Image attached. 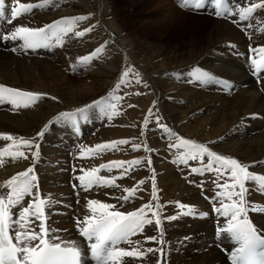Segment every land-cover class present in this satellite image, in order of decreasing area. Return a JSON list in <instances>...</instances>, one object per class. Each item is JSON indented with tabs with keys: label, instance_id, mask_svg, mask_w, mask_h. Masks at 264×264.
Wrapping results in <instances>:
<instances>
[{
	"label": "bare ground",
	"instance_id": "1",
	"mask_svg": "<svg viewBox=\"0 0 264 264\" xmlns=\"http://www.w3.org/2000/svg\"><path fill=\"white\" fill-rule=\"evenodd\" d=\"M12 2L13 0H6L5 16L0 17V36L1 31L4 30L7 34L14 27L21 25L43 27L61 18L74 16H89V19L77 22L73 32L60 38L62 44L57 43V37L50 36L49 42L52 46L48 48L24 49L20 46L23 41H0V84L46 94L27 108H14L7 101L0 105V133L27 139L35 138L31 148L10 149L25 152L26 159H12L7 154L3 156V163L0 164V193L10 191L4 187L5 181L16 173L33 167L38 178V187L33 189V192L39 198L49 201V204L45 205L46 219L43 223L51 235L76 246L84 245L79 236L77 218L83 220L85 215L90 214L85 208L88 200L93 198L116 204L121 211H132L151 202L153 208L145 211L146 217L152 219L153 224L145 225L143 233L130 237L133 241H139L140 245L130 246L121 242L117 247L126 250L138 247L142 252L149 247L162 248L163 264H230L218 248V243H226L230 247H234L235 243L229 234L221 232V229L227 227L228 218L215 210L221 206L216 193L225 189H220L213 183H224L230 173L223 176H217L214 171L192 173L193 167L206 166L209 158L205 155L203 160H189L184 164L179 162L178 156L186 149L170 145L178 144L181 138L191 139L205 144L219 155L251 165V172L264 174V71L253 77L251 61L261 57L260 53L250 51L264 47V32H259V29L264 28V23H261L264 21V9L258 8L246 20L249 24L256 25L247 30L235 26L230 18L221 19L216 16L217 20L206 21L208 27L202 30L199 38L195 32L188 31L177 35L181 36V40L176 36L165 39L162 38L164 33L170 31L172 35L179 31V28L185 27L186 20L181 21L180 17H187L189 14L170 0L167 3L168 9L163 11V14L160 13L159 19L139 24L138 29L147 27L157 30L154 40L148 42L131 29L128 31L134 20L131 23L128 11L120 8L115 0H54L52 5L33 9L31 13L24 14L9 24L6 21ZM20 2L39 3L40 0ZM261 2L262 0H252L250 3L247 0H233L239 9ZM214 7L216 11V6ZM185 8L194 10L191 6ZM98 14L104 18L108 27L115 30L118 42L112 40L111 36L108 37L106 29L100 25L102 23H97L98 17L100 18ZM198 19L204 20L202 17ZM85 28H92V31L82 37L75 35L76 31H83ZM109 33L111 34L110 31ZM246 35L252 36L254 41L250 43ZM249 43L252 46L247 49L239 47ZM118 44L128 51L135 72L139 73L140 82H136L134 75L135 78L129 76L128 79L133 83L121 84L117 89L115 85L120 81L124 70L121 67V59L124 57H121L125 53L119 49ZM101 45L104 46V51L100 55L105 57L102 63L107 58H111L112 63L107 66L95 61L98 66L95 67L92 78L85 75V78L74 79L76 61L95 50V46ZM234 46L236 47L233 48ZM237 46L242 50L237 49ZM222 47L224 51H230L225 54L227 58L219 55L218 50ZM200 67L215 71L213 92L194 89L196 80L193 72ZM84 79L91 83L85 82ZM191 82L194 84L190 85ZM132 91V96L127 97ZM101 95H105L106 100L127 97V105L122 101L125 106L135 102L138 106L136 113L128 106L122 119L115 121L116 125L130 126L129 128L101 132L99 127L91 126L88 117L90 109L77 113L74 119L49 124L61 112H75L76 109L85 108ZM155 96H158L163 107V113L158 114L161 118L159 124L153 118L154 115H149L148 125H139L144 120L143 115L148 109V104ZM120 107L122 108L121 105ZM141 107L146 108L141 112ZM151 112L154 114L155 108H152ZM45 125H49L46 130ZM161 125L171 129V134ZM41 130H44V135L37 137ZM121 139L129 140V143L116 145L110 150L94 149L97 144ZM12 143L0 139V148ZM134 143L140 144L141 147L133 150ZM36 144L39 145L38 158L32 155L37 151ZM89 148H93L96 154L90 155ZM142 157L145 159L141 160L139 165L125 164L120 168H112L111 171L101 169L99 176L106 179L115 177L118 187L93 186L88 190L91 191L89 196H82L81 205L76 207L73 195L78 196L79 191L84 190L77 179L85 174L82 169L91 170L111 161H131ZM213 167L216 165L213 164ZM125 169L128 171L125 172ZM153 179L158 200L152 198ZM141 180L145 181L143 185L138 184ZM70 181H73L72 187L69 185ZM134 187L137 191L130 203L116 199L128 195L123 189ZM246 187L249 189L246 201L256 206H264V192L259 190L258 183L246 182ZM223 202L230 201L224 198ZM31 203L33 197L26 196L22 201L24 206ZM156 203L162 205V208L156 209ZM179 204L192 206L194 213L183 214L187 212V208L181 209ZM19 208L20 206L12 208L14 219H19ZM156 212L160 213L161 225L155 224ZM202 213L205 215H201ZM169 216L177 218L168 220ZM248 218L256 228L264 230V212L249 210ZM160 228L163 229L162 237ZM147 236H157V240L147 241ZM161 239L163 244L159 243ZM159 255L145 253L143 257H124L115 261V264H157Z\"/></svg>",
	"mask_w": 264,
	"mask_h": 264
},
{
	"label": "snow or ice",
	"instance_id": "2",
	"mask_svg": "<svg viewBox=\"0 0 264 264\" xmlns=\"http://www.w3.org/2000/svg\"><path fill=\"white\" fill-rule=\"evenodd\" d=\"M54 0H40L39 3H21L20 0H13L10 6V15L7 19V23L11 24L14 20L20 18L24 14H29L33 9H43L49 5H52ZM216 6L215 15L218 17L224 16L225 13H232V9L228 7L230 0H212ZM182 7L191 6L196 10H200L204 7L205 0H180ZM18 5V6H17ZM264 9V0L260 4H252L250 7H241L239 9V18L241 21L248 20L252 14L258 9ZM6 0H0V17L5 16ZM89 19V16H74L64 17L54 21L52 24L45 25L43 27H28V26H16L7 34L0 36V39L11 41H23L20 45L24 49H39L48 48L50 44V36L57 37V43L62 44L60 39L63 35L73 32L77 22L85 21ZM261 23H264L262 21ZM252 25H248L251 27ZM51 30V31H49ZM264 32V28L259 29ZM92 31V28H85L83 31H76L75 35L78 37L84 36L87 32ZM15 50V49H13ZM104 51V46L93 50L90 54L79 58V63L82 65L89 64L94 58L98 57ZM252 52L260 53L261 58L259 60L252 59L251 65L253 68V74H260L264 71V47H258L256 49H250ZM75 67V66H74ZM132 73L136 78V82L139 83V73L135 72L133 68H126L122 74L120 81L115 85V88H120L121 84L130 83L128 79L129 74ZM193 75L197 80L212 81L215 77H212L209 73H206L200 69H195ZM46 94L25 91L18 88H13L0 84V105L6 101L10 103L14 108L21 106L27 108L33 106L37 101L42 99ZM55 99V97H53ZM122 99V98H121ZM104 98L94 101L90 105H86L85 108L76 109L75 112H61L58 116L54 117L53 121L49 124L56 122H63L68 119H74L77 113H84L86 109L93 107H100ZM112 109L110 116L118 115L116 112V105L111 104L107 106ZM132 107V105H130ZM103 110V109H102ZM149 115H153L151 109ZM159 124V117L156 118ZM149 120L145 118L144 125L147 126ZM49 125H45V130ZM166 131L170 134L171 129ZM44 130L37 133V137H42ZM0 139L4 141H12V144L7 145L5 148H0V164L3 163V156L9 155L12 159L27 158L23 151H10L12 148H31L35 138L27 139L24 137H14L8 133H0ZM129 140L121 139L118 141H109L103 144H97L94 146L95 150L103 151L105 149H113L116 145L128 144ZM37 151L33 152L34 158H38L39 145H35ZM83 147V146H82ZM133 150H138L141 145L133 144ZM170 147L184 148L186 151L178 156V160L181 163L187 164L189 160H197L205 157L209 158V163L204 167H193L192 173H203L205 171H214L217 176H223L225 173H230L227 180L224 183L219 181H213L216 186L225 191H219L216 196L221 201V206L216 208V212L222 216L228 218L227 227L221 229V232L230 235L231 239L238 242L239 247H236L230 253L232 264H264V236L258 233L257 228L253 225L248 218V211H260L264 212V206H256L249 204L246 201V194L249 189L246 187V182H256L259 185V190L264 192V174H257L249 171L251 165L241 164L235 158L219 155L216 152L210 150L205 144L198 143L191 139H180L178 144L170 145ZM147 150V149H146ZM90 155H95L96 151L93 148L88 149ZM134 159L131 161H111L108 164H101L91 170H81L85 174L80 175L77 179L84 190H89L93 186H109L118 187L115 184V177L112 179H106L98 175L101 169L120 168L127 165H139L141 160ZM151 163V161H148ZM213 164L216 167H213ZM128 169H125L127 172ZM231 181V183L227 182ZM144 180L138 182L139 185H143ZM4 187L10 189L5 193H0V264H82V251L73 243L65 242L58 236L50 234V230L46 227L43 221L45 217V205L49 204L47 199H42L36 196L33 189L38 187V178L34 174V168L29 167L24 171L18 172L13 175L9 180L4 182ZM238 189V191H237ZM124 192L128 195L118 197L119 201L123 203H130L134 197L137 188H125ZM156 186L153 179L152 182V198L158 200L156 197ZM33 197V203L24 206L22 201L25 197ZM238 197V199H233ZM224 198H227L229 203H224ZM20 206L17 209L19 219H14L12 208ZM87 209H90V214L85 215L83 220L77 218V227L80 234L87 238L90 243L89 247L91 255L95 258L97 264H115V261L124 257L137 258L143 257L145 253H159L157 264H163L164 251L162 248H147L143 252L138 250V247H132L131 250L117 247L122 241L126 242L130 246H139V241H133L130 239L136 233H143L145 225H152L153 220L146 217V209L151 210L153 204H144L132 211H121L117 208L116 204L102 202L100 200L91 199L87 201ZM156 209H161L162 205L155 204ZM179 208H187L185 215H192L194 209L192 206L179 204ZM155 224L161 225L160 213L156 212ZM205 215V214H201ZM176 216L167 217L168 220L176 219ZM39 222V223H37ZM38 229V230H37ZM161 237L163 236V229H159ZM147 241H156L157 236H147ZM160 244L164 241L161 239Z\"/></svg>",
	"mask_w": 264,
	"mask_h": 264
},
{
	"label": "rangeland",
	"instance_id": "3",
	"mask_svg": "<svg viewBox=\"0 0 264 264\" xmlns=\"http://www.w3.org/2000/svg\"><path fill=\"white\" fill-rule=\"evenodd\" d=\"M117 3H118V5H119V7L120 8H122V9H126L127 11H128V13H129V16H130V20H131V23H132V20H134L133 21V23L131 24V26L129 27V30L128 31H130V29L132 30V31H134V33L136 34V35H138V36H141L143 39H146L148 42H152L154 39V36H156V33H157V30L155 31V30H152V29H149V28H147V27H145L144 29H138V27H140V25L139 24H142V23H146V22H150V21H156L157 19H159V17H160V15L161 14H163V11H165V10H167L168 9V7H169V4H167V3H169L170 2V0H165V1H162V0H133V1H131V0H115ZM152 1H154L155 3L156 2H158V3H156V4H154V2H152ZM168 1V2H167ZM172 1V0H171ZM174 1V4H177V6L179 7V8H181V9H184V10H187L188 12H189V14H188V16L187 17H185V16H182V17H180L181 18V21H185V27L183 26V27H181V28H179V31H176V33L174 32V34H172L171 35V33H170V31L168 32V33H164V35H163V37L162 38H165V39H168L169 37H170V39L171 38H173L174 36H176V37H179V36H177V35H180V34H183V33H185V32H188V31H191V32H195V34H196V36L199 38V37H201L200 35H201V33H202V30H204V28H207L208 27V23L206 22V21H208V19H210V20H217L218 18H221V19H223L222 17L223 16H221V17H216V15L214 14V9H215V7L212 5V4H214L213 2H212V0H205V6L201 9V11H199V10H196V9H186L185 7H182L179 3H178V1H180V0H173ZM249 3L250 2H252V0H247ZM132 2V3H131ZM151 2V3H150ZM131 3V4H130ZM133 4V5H132ZM160 4H164V5H160ZM208 4H211V6H208L209 7V11L207 12V11H204L205 9V7H206V5H208ZM239 4H241V3H239ZM228 7H230L231 9H232V13H229L230 14V20H231V22H233V24L235 25V26H237V27H239V28H243L244 30H247L248 28H252V27H254V26H256V25H252L251 27H248V25H251V24H249L247 21H241L240 20V18H239V14H238V10H239V8H237V6L233 3V0H230V3L228 4ZM155 8V9H154ZM163 10H162V9ZM165 8V9H164ZM150 9H151V11H150ZM154 11V12H153ZM191 11V12H190ZM199 11V12H198ZM162 12V13H161ZM134 13V14H133ZM161 13V14H160ZM154 15V16H153ZM191 15V16H190ZM209 15V16H208ZM233 15V16H232ZM237 15V16H236ZM98 16H100V18L98 17V20H97V23H102V24H100L101 26H102V28H104V29H106L105 31L107 32L106 34L108 35V37L110 38V36H111V39L112 40H114V41H117L118 42V38H117V33H115V30L114 29H111L110 27H108V24H107V22L105 21V20H103L104 18L103 17H101V15L100 14H98ZM153 18H152V17ZM211 16V17H210ZM232 16V17H231ZM156 17V18H155ZM198 17H202V19H204V20H201V19H198ZM204 17V18H203ZM133 18V19H132ZM136 20H135V19ZM142 18V19H141ZM191 18V19H190ZM100 19H101V21H100ZM148 20V21H147ZM229 21V20H228ZM245 22V23H244ZM136 23V24H135ZM243 26V24H244V27H242L241 25ZM147 28V29H146ZM246 28V29H245ZM107 29H109V31L111 32V34L109 33V31L107 30ZM249 31V30H248ZM259 32H260V30H259ZM113 33V34H112ZM247 34V33H246ZM247 36V39L250 41V43H252L254 40H252V36H249V35H246ZM114 37V38H113ZM179 40H181V36L179 37ZM250 43L249 44H247V45H240L239 47L240 48H243L244 47V49H247V47L248 46H252V45H250ZM118 47H120L119 49L120 50H123V52H125L124 54H123V56L121 57V58H123V59H121V67L122 68H124V70L126 69V68H133L134 70H135V66L132 64V59H131V57H130V55H129V53H128V51L126 50V48L125 47H122L120 44H118ZM236 46H234L233 48H235ZM238 47V46H237ZM237 48V49H240V48ZM94 48V47H93ZM96 48H98V47H96L95 46V49ZM222 50V51H221ZM221 50H218V52L220 53L219 55H222V57L223 58H227V56L225 55V54H228L229 52H227V50L226 51H224L223 50V47H222V49ZM240 50H242V49H240ZM127 51V52H126ZM237 52H238V50H237ZM88 54H90V53H87L86 55H88ZM232 54V53H231ZM260 55V57H261V54H259ZM259 57V58H260ZM105 57L104 56H102V55H99L98 57H96V58H94L89 64H87V65H82V64H80L79 63V59L76 61V63H75V67H74V72H73V78L74 79H82L83 77L85 78L86 76H88L89 75V77H91L92 78V76H94V72L96 71V68L95 67H97L98 65H95V61L98 63V64H101L102 63V59H104ZM101 60V61H100ZM107 62V63H106ZM107 66L108 65H110L111 63H112V59L111 58H107L106 60H105V62H104ZM104 63H102V65H105ZM122 63H123V65H122ZM95 65V66H94ZM90 68H92V69H90ZM76 70V71H75ZM123 70V71H124ZM200 70H202V71H204V72H206V73H209L212 77H214L215 76V71L213 70V69H209V68H201L200 67ZM81 73V74H80ZM86 75V76H85ZM75 76V77H74ZM129 76H133V74L132 73H130L129 74ZM134 77V76H133ZM135 78V77H134ZM195 78V77H194ZM263 79H264V77H263ZM195 84L194 83H190V85H193L194 84V89H196V91L198 90V91H200L199 89H203V90H207V91H212L213 92V90H214V87H213V80L212 81H206V80H197L196 78H195ZM84 81L85 82H87V83H91L90 81H88L87 79H84ZM131 82L130 83H126V84H132L133 83V81L132 80H130ZM94 81H92V83H93ZM209 82V83H208ZM132 94H133V91L132 92H130L129 94H127V97L129 96V97H131L132 96ZM126 97V98H127ZM134 97V96H133ZM102 98H104V100H103V103H102V105L100 106V107H94V108H90V110L88 111V117L90 118V120H91V126L93 127L94 126V128H98V129H100V130H102L101 132H103L104 130L105 131H112V130H114V131H119V130H124V129H127V128H129L130 126H128V127H126V126H123V125H116L115 124V121H117V120H120V119H122V115L124 114L125 115V111L127 110V108H128V106L130 107V105H132V109H133V111L136 113V110L138 109V106L136 105V104H134L135 102H131L128 106H125L124 104H126L125 102H126V98H124L123 96H122V99H115V97L114 98H112V99H110V100H106V96L105 95H101V96H99L98 98H96L95 99V101L96 100H100V99H102ZM115 99V100H114ZM107 101H109V102H107ZM114 101H115V103H114ZM124 102V104H123V102ZM134 101V100H133ZM152 101V102H151ZM151 101H150V103L148 104V106H147V110H146V112L144 113V120H145V117L148 119V116H149V110L151 109L152 110V108H155V112H154V119L156 120V118L157 117H159L158 116V114L159 113H163V111H162V104L160 103V100H159V98H158V96H155V97H152V99H151ZM111 103H114L117 107V112L119 113L118 115H115V116H110V113H111V111H112V109H110V108H108L107 106L108 105H110ZM90 105V104H89ZM120 105L122 106V108L120 107ZM127 105V104H126ZM157 105V106H156ZM105 107H107V108H105ZM136 107V108H135ZM158 107V108H157ZM146 107H141V112L145 109ZM101 109V110H100ZM103 109V110H102ZM157 110V111H156ZM93 111V112H92ZM104 111V112H103ZM108 111V112H107ZM100 112V113H99ZM122 114H121V113ZM148 112V113H147ZM137 115H139L138 113H137ZM152 115V116H153ZM92 118H91V117ZM105 117V118H104ZM115 120H114V119ZM118 118V119H117ZM104 119H105V121H104ZM113 119V120H112ZM95 120V121H94ZM102 120H103V122H102ZM144 120H142L140 123H139V125L141 124V126L143 125V126H145L144 125ZM159 120H161V118L159 117ZM98 121V122H97ZM107 121V122H106ZM102 122V123H101ZM94 123V124H93ZM99 123V124H98ZM114 123V124H113ZM112 125H114V126H112ZM104 126V127H103ZM107 126H109V127H107ZM111 126V127H110ZM133 125H131V127H132ZM77 128H78V130H79V125L77 126ZM105 128V129H104ZM94 141H91V143H93ZM99 175V174H98ZM71 182H73V181H70L69 182V185L72 187V185H71ZM73 185H75L74 183H72ZM91 192V191H90ZM90 192H88V190L86 191V190H80L79 191V195L78 196H75V194L73 195L74 197H75V200H74V203L76 204V201L78 200L79 202L76 204V207L77 206H80L81 205V202H82V198L83 197H87V196H89V194H90ZM80 196V197H79ZM83 196V197H82ZM93 199V198H92ZM86 209H87V207H85ZM70 209V208H69ZM87 211H90V209H88ZM63 214H64V211H63ZM78 228V227H77Z\"/></svg>",
	"mask_w": 264,
	"mask_h": 264
}]
</instances>
